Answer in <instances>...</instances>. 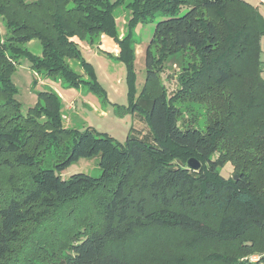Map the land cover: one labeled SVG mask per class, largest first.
I'll return each mask as SVG.
<instances>
[{
    "label": "trees",
    "instance_id": "1",
    "mask_svg": "<svg viewBox=\"0 0 264 264\" xmlns=\"http://www.w3.org/2000/svg\"><path fill=\"white\" fill-rule=\"evenodd\" d=\"M118 8L131 12L123 38ZM159 16L164 19L147 46L146 78L138 91L134 29ZM0 19L7 31L0 32V264H20L24 250L31 251L27 264L31 258L48 264H134L136 256L159 264H264V201L252 180L253 164L264 167L259 51L264 21L257 7L246 0H0ZM222 23L238 30L230 52L242 72L225 62L214 86L243 79L249 84L245 94L262 97L252 113L259 127L249 142L238 143L249 154L243 162L234 158L237 180L220 174L224 158L213 160L223 125L215 121L206 132L179 127L175 98L159 86L160 61L151 52L160 40L167 46L163 53L190 50L208 60L219 48ZM102 35L119 48L117 56L103 53L126 70L128 105H112L113 111L120 118L139 116L148 132L131 128L121 144L92 127L68 128L62 100L52 91L38 93L24 115L12 81L22 59L37 75L59 79L66 88L86 87L110 105L75 41L93 45ZM33 40L41 43V56L27 50ZM71 60L83 75L71 68ZM48 155L57 160L47 166ZM94 157H99L100 177L62 178L72 164ZM191 158L201 169L188 167ZM12 169L23 175L12 172L3 180L2 172ZM258 175L264 180V170ZM253 256L259 260L252 262Z\"/></svg>",
    "mask_w": 264,
    "mask_h": 264
},
{
    "label": "rangeland",
    "instance_id": "2",
    "mask_svg": "<svg viewBox=\"0 0 264 264\" xmlns=\"http://www.w3.org/2000/svg\"><path fill=\"white\" fill-rule=\"evenodd\" d=\"M110 1L114 2L116 0ZM246 1L257 7L264 21V0ZM128 2H130V0H125V3ZM130 16L131 12L126 8H118L115 11L117 30L121 38L125 37L128 33L127 29ZM163 19L164 18L159 16L153 22H150L147 25L139 24L134 29L136 59L137 51L142 49L146 50L145 46H147L152 40L156 24ZM220 30L221 38L219 48L213 57L205 61H202L199 55L190 50L187 52L163 53L165 52L167 46L164 47V44L160 43V40L156 42V45L152 48L151 52L155 60L160 61L155 68L159 80V86H162L163 89H165L169 98H175L174 105L179 111V127L182 130L195 128L201 130L202 132H206L207 128L213 125L215 121H219L223 125L218 147L219 150L213 157V160H216L218 157L225 159L224 167L220 169L219 172L224 178L228 179L236 175L237 163L234 158L239 156L243 162L248 157L249 153H245L246 146L243 147L242 144L238 143L240 139L243 143L249 142L248 139L252 137L251 135L253 132L259 127V124H254V115H252V113L254 105L257 103L261 104L260 101L262 97L259 94H245L247 90L246 86L249 87V84L243 79L240 81L235 80L225 88H217L214 86L212 79L217 77L219 68L223 67L225 62H229L235 69L242 72V66L234 58V53L230 52V40L233 39V37L236 38L238 30L228 23H222ZM0 32L2 36H4L7 32L2 19H0ZM108 40L112 43L114 42L110 38H108ZM81 42L86 43V41ZM89 45L95 48L98 46V43ZM238 45L239 43L236 39L233 45L235 47L234 52H236L239 48ZM26 48L34 55L41 56L42 54V45L38 40H33L31 43L26 45ZM80 49L84 57L85 49L81 48V46ZM259 51L261 65L260 77L264 80V34L259 38ZM224 56H226L225 59ZM103 57L104 60H106L105 62H108V64L111 65L113 70L115 67L112 62L114 61H112V59H108L106 55H103ZM145 59L146 54L144 55L143 63L139 61L136 63V87L138 91L141 90L145 83ZM120 66L122 65L120 64ZM72 67L76 70L79 69V65L76 60H73ZM244 67L245 66H243V68ZM32 72L30 62L27 59H22L17 66L16 72L12 76V81L18 89L16 99L20 102L21 111L24 115L27 113L29 108L36 105L38 101V93L45 91L55 92V89H57L53 79L46 83L41 80L40 75V77H36V74H33ZM199 74L202 75L200 76ZM34 78H36V81ZM81 89L83 91L82 96L84 98V96L88 95L89 92L86 87H82ZM122 90L123 94L117 98L110 93V96L113 99L112 101L119 105H124L127 102V85L125 81H123ZM55 93L57 94V92ZM92 95L95 96L94 94ZM95 97L97 98V96ZM80 105H82V102L81 100H78V106ZM62 111L65 112L64 108ZM86 112L88 120H85V118H82L79 114L78 116L81 119L76 122V124H70L66 118L62 117L65 126L84 131L87 126L83 121H89V125L93 126L94 129L102 133H107L121 144L125 143L131 127L134 126V129L145 131L146 133L149 130L147 123L137 115L126 114L120 118L114 111H112L106 116H100L89 110V108L86 109ZM66 113L69 114V112ZM76 120H78V118ZM239 148L242 149L239 150ZM45 160V165L48 166L52 164V161L54 162L57 159L56 157L52 158V156L48 155L45 157ZM257 164L259 163L255 162L253 164L254 170L256 171L252 174V180L256 193L264 201V180H261L258 175V170H264V167ZM12 172L18 177L23 175L22 171L18 169H12V171L6 170L2 172L3 180L9 177ZM79 173L87 174L94 178L100 177L102 172L99 167V157L81 159L63 171L61 176L64 180H68L72 175ZM25 174L26 176L29 175V173L26 172ZM37 236L42 237L40 235ZM23 252L24 257H22L20 264H27V253H30L31 251L24 250ZM151 257H153V255ZM149 259L146 256H136L133 261L134 264H159L158 262L154 263L151 259L149 261ZM247 259L248 258H245L243 260L246 261ZM258 260L259 259L257 257H251L252 262H257ZM13 263H15V260ZM30 264L48 263L39 262L36 258H31Z\"/></svg>",
    "mask_w": 264,
    "mask_h": 264
},
{
    "label": "crops",
    "instance_id": "3",
    "mask_svg": "<svg viewBox=\"0 0 264 264\" xmlns=\"http://www.w3.org/2000/svg\"><path fill=\"white\" fill-rule=\"evenodd\" d=\"M75 41H77V43L79 44V46H81V48L85 49L84 57L89 63L93 65L99 82L102 84V86L107 92L108 101L110 102V105L102 104V102L98 98H96L90 93H88V95L84 96L83 98L82 96L83 91L81 88L80 89L66 88L61 80L59 79L54 80V84L57 88L55 89V92H57V94L61 98L63 108L65 110V112H63V117L66 118L70 124H76V122H78L81 119L78 116L79 114L82 116V118L84 117L85 120H88V116L86 112L87 108H89V110L97 113L100 116H106L108 115V113L112 112L113 111L112 105H115V104L119 105V104L112 101L113 99L111 98L110 93L115 98L123 94L122 85H123V81H125V76H126V70H124L125 69L124 65H122L119 62L114 61L112 63H114L113 65L115 67L114 68L115 70L114 69L112 70L111 65L108 64V62H105L106 60H104L103 55L105 54H103L102 52H108L114 56L118 55L119 48L114 42L113 43L110 42L108 38H106L103 35L100 37L98 46L95 48L91 47L87 42L86 43L80 42L77 39ZM147 46H145L146 49H147ZM145 54H146L145 49L138 50L136 63L138 61L143 63ZM72 62L73 60L69 61L71 68H73ZM120 64L122 66H120ZM74 70L81 75L84 74L80 65H79V69L77 70L74 69ZM124 71H125V74H124ZM32 73L36 74L34 72ZM36 77H40V76L36 74ZM40 78L42 81L46 83L51 81V79H46L42 76ZM34 79L36 81V78ZM78 100H81L82 105L78 106ZM126 105H128V101L124 105L121 104V106H126ZM66 112H69V114H67ZM76 117L78 118V120H76L77 119ZM83 122L86 124L87 127L93 128V126L89 125L90 124L89 121H83ZM131 128H134V126Z\"/></svg>",
    "mask_w": 264,
    "mask_h": 264
},
{
    "label": "water",
    "instance_id": "4",
    "mask_svg": "<svg viewBox=\"0 0 264 264\" xmlns=\"http://www.w3.org/2000/svg\"><path fill=\"white\" fill-rule=\"evenodd\" d=\"M187 165L190 169L195 170V171H198L199 169H201V163L195 158L189 159ZM234 179L237 180V176H235Z\"/></svg>",
    "mask_w": 264,
    "mask_h": 264
}]
</instances>
